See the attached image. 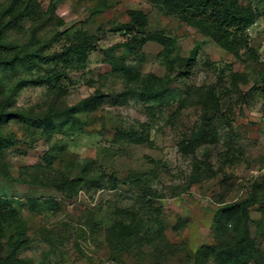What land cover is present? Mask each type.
Here are the masks:
<instances>
[{
  "label": "rangeland",
  "instance_id": "1",
  "mask_svg": "<svg viewBox=\"0 0 264 264\" xmlns=\"http://www.w3.org/2000/svg\"><path fill=\"white\" fill-rule=\"evenodd\" d=\"M39 1L45 9L54 3L56 15L65 22L63 29L72 27V32L83 30L94 35L98 47L83 73L73 72L63 81L66 93L59 95L49 84L30 81L18 90L14 110L44 113L51 106H71L97 89L107 97L96 110L83 115L81 123L56 119L57 126L50 134L19 118L5 124V130L17 139L5 160L12 175L23 181L0 177V187L1 194L13 199L27 220L32 243L22 255L23 264H117L112 260L107 229L117 220L129 223L121 209L145 217L147 199L162 208L163 238L176 247L168 253L169 264H193L197 249L214 243L213 219L223 201H237L253 191L264 196V0L259 4L262 15L248 31L257 58L244 51L239 57L226 51L195 27L166 15L159 0H108L103 9L98 0ZM132 9L147 13L148 30L169 37L171 63L165 62L164 46L154 41L126 51L123 42L128 37L122 30ZM58 23L55 20L53 26L41 30L40 37L50 38L55 27L62 29ZM32 27L25 22L23 29L11 30L10 37L27 41ZM63 43H54L52 49L60 50ZM193 50L197 51L194 63L186 66L179 61ZM122 55L140 72L137 83L128 84L121 73L105 71L107 61ZM149 74L164 79L174 89L169 95L173 105L163 111L158 110L163 101L160 97L141 94L146 85L141 79ZM27 76L34 78L20 68L7 81ZM210 90L222 106L221 112L209 107L215 140L185 151L181 144L203 119L202 104ZM181 99L183 105L175 111ZM145 126L149 127L150 141L135 143L119 136L126 128ZM54 149L59 151L56 169L67 170L70 177L80 176L84 161L91 158L97 171L116 177V187L107 181L103 187H82L70 195L31 183V174L37 170L27 172L26 167L44 162L45 154ZM36 176L46 177L40 171ZM133 176L149 178L155 193L130 182ZM29 198L38 199L41 208L31 209ZM262 206L251 207L252 231L260 242L264 238L256 233V225ZM152 224L148 236L156 237L157 224ZM146 231L140 233L141 241L133 242L130 252L124 253L127 264H151L155 259L160 244L144 243L149 239ZM209 264L215 263L211 260Z\"/></svg>",
  "mask_w": 264,
  "mask_h": 264
},
{
  "label": "trees",
  "instance_id": "2",
  "mask_svg": "<svg viewBox=\"0 0 264 264\" xmlns=\"http://www.w3.org/2000/svg\"><path fill=\"white\" fill-rule=\"evenodd\" d=\"M102 9L108 6V0H98ZM166 15L178 17L182 22L195 27L201 34L214 39L220 47L239 57L241 53H248L257 58L256 50L251 46L249 29L262 15L259 4L263 0H159ZM130 20L122 30L128 39L123 42L126 51H133L137 46L148 41H154L164 46L167 52L165 62L171 63V45L169 37L161 31L148 30L149 18L141 9L129 10ZM57 20L62 29L55 30L50 38L40 37L39 32L44 28L53 26ZM25 22L33 25L27 41L21 42L17 38L10 37L13 29L21 30ZM65 22L56 15L54 3L45 9L39 0H0V177L10 181H23L15 178L10 165L5 160L8 149L17 143L13 134L8 133L4 126L15 118H19L33 127L43 128L45 133L50 134L57 126L56 119L68 118L69 121H83V115H88L96 110L107 94L97 89L92 95L85 97L77 103L66 106H51L44 113L14 110L20 87L32 81L45 83L55 88L58 94L66 93L63 81L72 76L73 72L83 73L88 65L90 55L98 47V38L83 30L72 32V27L63 29ZM64 41L60 50H53L52 45ZM197 51L193 50L188 58H180L184 65H190L196 60ZM20 68H24L32 77H24L16 82L7 81L11 74H16ZM106 72L121 73L124 79L131 83L140 81V72L127 62L125 55L114 57V60L105 64ZM146 85L141 94L148 98L160 97L163 101L158 110L163 111L172 106L169 95L174 93L164 79L154 74L147 75ZM157 83V84H156ZM264 90V87H263ZM115 102V100H113ZM184 100H179L177 109L182 107ZM175 104V103H174ZM205 112L203 119L198 122L189 138L182 142L185 151H194L197 147L214 142L216 132L210 129L209 111L215 109L221 112V101L215 91L207 92L206 99L202 104ZM211 109H210V108ZM208 108V109H207ZM213 111V110H212ZM119 136L135 143L150 141L149 127L142 129L126 128ZM65 149V145L59 150ZM59 158V151L52 150L44 156V162L26 167L27 172L40 171L46 177H37V171L32 173L31 183L51 186L70 195L78 188H89L111 183L116 187L117 179L105 170L97 171L95 161L91 158L84 161V167L80 176L70 177L67 170L56 169L54 162ZM42 168V170H40ZM48 171L55 175L51 177ZM47 178V179H46ZM130 182L140 186L143 191L152 195L153 186L149 178L133 176ZM257 184V183H256ZM254 184V185H256ZM103 187V186H102ZM0 187V264H23V253L31 247L32 239L28 233L27 220L15 201L1 194ZM31 209L38 210L42 203L36 198H29ZM45 203L52 204L51 200ZM261 204V216L256 225V233L264 238V196L253 191L249 196L233 202H222L215 211L213 219L214 243L201 245L193 255V264H209L211 260L215 264H264V239L260 242L253 234L251 222V207ZM121 215L127 218L129 223L117 220L108 229L110 245L113 247V258L117 264H127L124 253L130 252L133 242L141 241L140 233L146 229L145 237L149 238L144 243L157 242L155 259L151 264H169L168 253L173 248L163 238L162 208L156 207L147 199L144 208L145 217L131 210H120ZM157 224L156 237H150L149 227ZM162 235V236H161ZM44 264V263H43ZM139 264V263H138ZM142 264V261L140 262Z\"/></svg>",
  "mask_w": 264,
  "mask_h": 264
},
{
  "label": "built area",
  "instance_id": "3",
  "mask_svg": "<svg viewBox=\"0 0 264 264\" xmlns=\"http://www.w3.org/2000/svg\"><path fill=\"white\" fill-rule=\"evenodd\" d=\"M262 172L264 173V165H263V168H262Z\"/></svg>",
  "mask_w": 264,
  "mask_h": 264
}]
</instances>
